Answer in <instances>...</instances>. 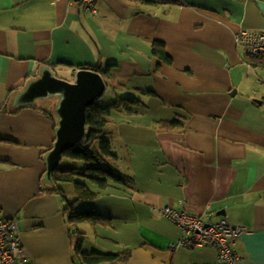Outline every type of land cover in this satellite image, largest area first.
I'll list each match as a JSON object with an SVG mask.
<instances>
[{
	"label": "crops",
	"instance_id": "1",
	"mask_svg": "<svg viewBox=\"0 0 264 264\" xmlns=\"http://www.w3.org/2000/svg\"><path fill=\"white\" fill-rule=\"evenodd\" d=\"M243 30H264V0H96L95 14L73 0H0V217L20 221L25 264H85L79 236L84 255L117 256L100 264H215L211 247L169 249L182 232L154 213L160 205L247 227L237 249L264 264V61L237 45ZM157 42L172 63L153 55ZM97 66H111L109 105L136 101L100 136L111 139L107 166L128 181H84L95 196L77 210L108 220L76 224L59 183L45 181L53 98L13 101L45 67L74 82Z\"/></svg>",
	"mask_w": 264,
	"mask_h": 264
},
{
	"label": "trees",
	"instance_id": "2",
	"mask_svg": "<svg viewBox=\"0 0 264 264\" xmlns=\"http://www.w3.org/2000/svg\"><path fill=\"white\" fill-rule=\"evenodd\" d=\"M153 55L165 63H172L171 58L165 52V46L162 43H154ZM93 70L103 76L107 77V74L111 71V66L107 69H103L101 66L92 67ZM106 95V94H105ZM104 95V96H105ZM101 100V99H100ZM98 100L95 105L90 107L87 112V135L85 139L76 147L68 150L63 154V159L71 160L74 162H82L80 166H61L53 173L54 184L58 183H73L75 185V192L77 198L75 200L69 198L66 191L57 187L53 192L60 194L66 204L64 210L68 216L69 221L79 224L81 222H89L93 224H107V220L99 212L95 210H77V206L81 202H85L95 196V193L83 182H78L77 179H89L95 183L100 190H105L110 182H118L127 184L128 178L121 173H118L107 166L106 160L114 156L112 152V146L109 140L100 137L103 134L105 127L108 124V119L112 112L116 109L123 107L126 102L136 103L133 99H123L102 107L98 104ZM131 114L132 111L128 109ZM180 126V123L176 122H164L161 123V127L164 129H174ZM97 149L94 148L93 143H97ZM82 165V167H81ZM76 255L80 256L81 260L85 264H100L102 262L114 261L117 256L110 254L94 253L91 255H84L82 253V240L80 236L75 249Z\"/></svg>",
	"mask_w": 264,
	"mask_h": 264
},
{
	"label": "built area",
	"instance_id": "3",
	"mask_svg": "<svg viewBox=\"0 0 264 264\" xmlns=\"http://www.w3.org/2000/svg\"><path fill=\"white\" fill-rule=\"evenodd\" d=\"M86 6L90 14L96 13V0H73ZM236 43L243 47L249 58L264 61V30H243L237 34ZM260 83L264 86V76ZM154 213L176 225L182 236L169 245L171 251L181 248L197 249L211 247L217 251L215 264H245L237 244L247 232V227L233 225L222 219L210 223L187 208L177 209L160 205ZM22 230L19 220L0 217V264H25Z\"/></svg>",
	"mask_w": 264,
	"mask_h": 264
},
{
	"label": "water",
	"instance_id": "4",
	"mask_svg": "<svg viewBox=\"0 0 264 264\" xmlns=\"http://www.w3.org/2000/svg\"><path fill=\"white\" fill-rule=\"evenodd\" d=\"M103 76L90 69L77 71L74 82L56 76L49 67L30 81L13 101L16 108L35 105L38 100L57 98L54 113L58 119L56 141L46 155L45 181L53 184V173L61 166L63 154L78 146L87 135V112L107 93Z\"/></svg>",
	"mask_w": 264,
	"mask_h": 264
},
{
	"label": "rangeland",
	"instance_id": "5",
	"mask_svg": "<svg viewBox=\"0 0 264 264\" xmlns=\"http://www.w3.org/2000/svg\"><path fill=\"white\" fill-rule=\"evenodd\" d=\"M113 100H114V92H112L110 90L104 97L101 98V100L98 102V104L100 106H102V107H105V106L109 105L111 102H113ZM53 103H54V105L52 104V106H51V110L52 111L55 108L56 103H57V99L56 98H53ZM111 138H113V137H111ZM108 140H111V139H108ZM115 140L118 141L117 139H114V141ZM97 144H98V142L97 143H93L94 148H96V149H97ZM115 146H117V143H116ZM80 164H83V163L79 162V161L78 162H74V161L67 160V159H65L64 162H63V166L64 167H66V166H80ZM81 167H82V165H81ZM77 181L78 182H81V181L84 182L85 181L90 187H93L92 181L89 180V179H79L78 178ZM59 186L66 191V194L68 196H71L72 199L74 198V196H75V193H74L75 192V185L73 183H59ZM83 208H88V204H84V205L80 206L81 210H83Z\"/></svg>",
	"mask_w": 264,
	"mask_h": 264
}]
</instances>
